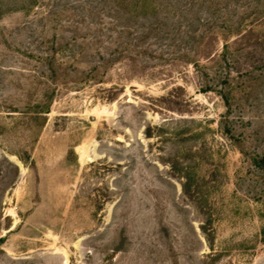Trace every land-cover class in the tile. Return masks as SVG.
Returning a JSON list of instances; mask_svg holds the SVG:
<instances>
[{
	"label": "rangeland",
	"instance_id": "1",
	"mask_svg": "<svg viewBox=\"0 0 264 264\" xmlns=\"http://www.w3.org/2000/svg\"><path fill=\"white\" fill-rule=\"evenodd\" d=\"M0 264H264V0H0Z\"/></svg>",
	"mask_w": 264,
	"mask_h": 264
},
{
	"label": "bare ground",
	"instance_id": "2",
	"mask_svg": "<svg viewBox=\"0 0 264 264\" xmlns=\"http://www.w3.org/2000/svg\"><path fill=\"white\" fill-rule=\"evenodd\" d=\"M82 156L88 158V153H87L86 150H83V152H82Z\"/></svg>",
	"mask_w": 264,
	"mask_h": 264
},
{
	"label": "trees",
	"instance_id": "3",
	"mask_svg": "<svg viewBox=\"0 0 264 264\" xmlns=\"http://www.w3.org/2000/svg\"><path fill=\"white\" fill-rule=\"evenodd\" d=\"M38 113H48V108H43V110L39 111Z\"/></svg>",
	"mask_w": 264,
	"mask_h": 264
}]
</instances>
